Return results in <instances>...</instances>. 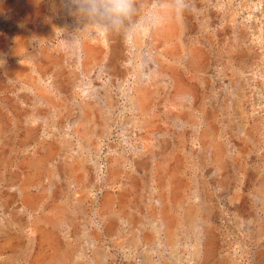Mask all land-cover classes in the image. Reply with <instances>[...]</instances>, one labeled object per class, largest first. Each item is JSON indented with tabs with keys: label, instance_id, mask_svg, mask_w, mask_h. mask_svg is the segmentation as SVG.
I'll return each mask as SVG.
<instances>
[{
	"label": "rangeland",
	"instance_id": "obj_1",
	"mask_svg": "<svg viewBox=\"0 0 264 264\" xmlns=\"http://www.w3.org/2000/svg\"><path fill=\"white\" fill-rule=\"evenodd\" d=\"M163 4L0 0V264H264V0Z\"/></svg>",
	"mask_w": 264,
	"mask_h": 264
},
{
	"label": "clouds",
	"instance_id": "obj_2",
	"mask_svg": "<svg viewBox=\"0 0 264 264\" xmlns=\"http://www.w3.org/2000/svg\"><path fill=\"white\" fill-rule=\"evenodd\" d=\"M73 15L84 22L85 28L96 32L131 33L145 25L156 26L162 19L163 0H68ZM182 9L185 0H171Z\"/></svg>",
	"mask_w": 264,
	"mask_h": 264
}]
</instances>
